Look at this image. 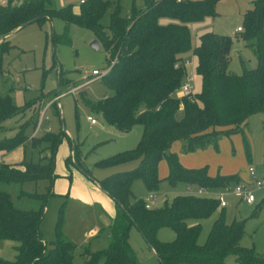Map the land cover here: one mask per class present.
<instances>
[{"label": "trees", "instance_id": "obj_1", "mask_svg": "<svg viewBox=\"0 0 264 264\" xmlns=\"http://www.w3.org/2000/svg\"><path fill=\"white\" fill-rule=\"evenodd\" d=\"M218 1L144 0V6H137L134 1L131 13L126 15L118 4L111 11L108 29L101 18L110 3L103 0H85L77 12L71 5L58 8L55 0H8L0 5V74H4V55L11 48V37L25 22L60 16L66 23L67 41L70 25L79 23L95 32L111 66L101 78L109 93L98 101L88 99L83 92L81 97L121 132H129L136 125L143 127L134 149L95 162L98 166H109L139 160L134 169L114 173L99 182V187L116 201L118 211L110 226L109 246L95 252L87 249L86 264H100L101 259L103 264H139L129 240L133 226L142 232L162 264H226L230 255L239 264H264V255L241 244L245 220L229 223L226 207L216 197L180 194L170 204L155 208H147L143 198L132 200V183L136 179H142L151 191L158 188L163 179L159 173L162 160L169 166L165 179L173 185L184 182L219 189L241 180L239 174L211 176L208 166L188 168L176 152L170 151L178 140L185 142L188 151H194L206 147L219 134L244 132L248 118L264 112V0H255L244 14L239 36L253 49L258 65L247 68L242 61L241 74L229 71L232 36L206 28L193 46L190 22L215 16ZM163 18L176 21L164 23ZM191 51L197 58L196 69L202 79V88L194 93V100L177 93L186 74L181 61ZM53 107L60 115L57 104ZM25 110L11 95H0V127ZM38 114L21 124L15 135L0 139V151H13L27 144L41 150L38 161L27 158L20 163L0 161V182L24 184L42 179L51 182L45 193L23 191L24 195L40 200L37 209L17 207L11 193L0 189V239L19 242L16 259L0 257L1 264L75 262L77 245L63 234L62 217L50 247L40 231L47 201L55 194L56 153L66 131L59 134L46 130L40 136L30 137L27 129L29 126L35 129ZM71 149L70 159L90 173L77 157L82 151L73 139ZM46 151L49 154L43 155ZM217 210L221 214L202 245L201 223L190 225L188 220L208 218ZM165 227L176 233L173 241L160 239L159 232Z\"/></svg>", "mask_w": 264, "mask_h": 264}, {"label": "rangeland", "instance_id": "obj_2", "mask_svg": "<svg viewBox=\"0 0 264 264\" xmlns=\"http://www.w3.org/2000/svg\"><path fill=\"white\" fill-rule=\"evenodd\" d=\"M103 1L110 3L101 18V23L106 29L111 23V11L118 4L124 15L131 13L134 1L137 6H144V0ZM254 1L219 0L215 16L190 22L193 46L199 42V36L206 28L219 34L230 35L234 42L229 71L241 74L242 61L247 68L257 67L258 59L253 49L247 41L240 38L239 32L235 31L238 25H243L244 14L252 7ZM55 5L58 8L71 5L76 12L81 7L80 0H55ZM172 21L176 20L162 19L164 23ZM65 29V21L56 16L52 20L34 21L12 35L11 48L4 55V74H0V95H11L14 102L26 110L3 123V127H0V139L15 135L19 126L31 120L34 114L39 113V118L42 109L52 102L47 111L48 118H45L40 131L36 134V129L32 126L27 129L30 137L42 135L47 130L48 123L53 132L60 134L62 130L66 131L62 133L56 153V180L53 184L55 194L47 201L40 231L50 247L56 238L58 221L62 217L63 234L77 245L74 264H86L87 249L95 252L109 246L111 240L108 237L107 222L112 220L118 211L116 201L99 187V182L114 173L134 169L139 164V160L109 166H98L95 162L134 149L141 139L143 127L136 125L129 133L121 132L108 124L100 113L84 101L81 92L92 101H98L109 93L102 79H92L85 85L91 79V76L88 79L85 76L91 74L93 69L108 68V53L100 40L98 48L93 45L94 40L98 38L93 30L73 23L68 30L67 41ZM186 57L193 62V92L198 93L202 88V79L196 69L197 58L192 51ZM72 88H78L77 94L69 91ZM58 94L61 96L59 101H56ZM54 103L61 110L60 115L56 113ZM90 115L98 120V124H91ZM247 122L244 132L219 134L216 140L204 148L188 151L185 142L178 140L172 144L170 151L177 153L184 166H208L212 173L239 174L247 179L241 178L240 182L253 181L248 171L252 166L258 177L264 180V112L250 116ZM71 139L80 144L82 154L77 153V157L81 158L83 167L90 173L82 170L70 159ZM47 145L48 143L45 146ZM4 152L8 151H1L0 158ZM40 152L39 148L27 144L13 151L6 159L11 163H20L25 158L38 161ZM48 154L49 151H46L43 155ZM159 166L160 173L168 170L165 160ZM50 183L49 179L28 181L24 184L0 182V189L11 193L17 207L37 209L41 204L40 200L24 195L23 191L45 193ZM235 185L236 181H233L227 186L230 190L221 187L213 192H224L225 200L229 204L225 208L226 220L229 223L245 220L241 244L254 247L257 253L264 255V185L256 187L255 182L251 184L256 198L252 204L233 191ZM187 186L184 182L173 185L162 179L158 188L151 191L142 179H136L132 183V200L143 198L146 201L151 194H155L156 200L152 207H163L166 203L170 204L177 195L187 194ZM193 187L196 188L195 185ZM220 214L217 210L208 218L188 220L190 225L201 223L200 244L207 242L213 224ZM164 230L167 232L164 239L173 241L176 237L174 230L167 227ZM93 232L95 236L92 237ZM129 240L137 253L139 264H162L136 226L130 230ZM18 245V241L0 239V257L15 260ZM103 262L104 259H101L100 264ZM226 264L239 263L234 255H230Z\"/></svg>", "mask_w": 264, "mask_h": 264}, {"label": "built area", "instance_id": "obj_3", "mask_svg": "<svg viewBox=\"0 0 264 264\" xmlns=\"http://www.w3.org/2000/svg\"><path fill=\"white\" fill-rule=\"evenodd\" d=\"M180 1V0H179ZM84 0L81 1V3H83ZM243 29L240 26L237 27V32H241ZM181 66H183V68L186 71L185 74V78L180 86V88L178 89L177 93L180 97H189L190 99H193V82H194V75L193 72L191 71V68H193V62L189 59V58H184L181 61ZM111 66H108L107 69L105 70H100V69H93L92 73L89 75H86L85 78L88 79L91 76V79L85 84H89L91 82L92 79H101L103 76H105V74L108 73L109 69ZM77 90L78 88H72L69 91L71 93H73L74 95L77 94ZM61 95H58L57 98L55 99L56 101H59ZM50 105H52V102L49 103L47 105L46 108L42 109L40 116L38 118V122L36 125V130L35 133L37 134L41 127L44 124V120L47 117V111L50 107ZM90 120L92 123H96L97 120L94 117H90ZM47 130H50V123H48V128ZM0 161L1 158H0ZM249 175L251 177V179L253 180L252 182L249 181H242L240 183H236L235 187L233 188V191L238 194L242 199H244L247 203L252 204L256 201L255 195L251 189V184H253V182H255L256 187H262L264 185V180H262L261 178L258 177L257 172L255 170L254 167L250 166L249 167ZM187 194H193V195H200V196H210V197H216L219 199L220 201V205L222 207H227L229 204L228 202L225 200V197L223 195V191L221 192H213V190L215 189H210L204 186H196V188H194V185L191 184H187ZM230 190V188H226L225 190ZM156 200V195L155 194H151L149 199L146 200V207L147 208H152V203Z\"/></svg>", "mask_w": 264, "mask_h": 264}, {"label": "crops", "instance_id": "obj_4", "mask_svg": "<svg viewBox=\"0 0 264 264\" xmlns=\"http://www.w3.org/2000/svg\"><path fill=\"white\" fill-rule=\"evenodd\" d=\"M8 0H0V5H2V4H4L5 2H7ZM81 1L82 0H80V4H81ZM238 26H240V25H238ZM236 33H237V28H236ZM91 116V115H90ZM92 117V116H91ZM90 122H91V120H90ZM91 124H98V120H97V122L96 123H92L91 122ZM129 132H131V131H129ZM129 132H124V133H129ZM17 149H21V147H18ZM17 149H15V150H17ZM15 150H13V151H15ZM13 151H9V152H4V153H1V155H2V158H1V160H3V161H6L7 163H11L10 161H7V159H6V157L7 156H10V154L13 152ZM1 152V151H0ZM26 157V156H25ZM163 161V160H162ZM161 161V162H162ZM166 161V160H165ZM160 162V163H161ZM167 162V161H166ZM160 165V164H159ZM167 165H168V163H167ZM186 167H188V166H186ZM188 168H196V167H188ZM159 173H160V166H159ZM168 173H169V166H168V170L166 171V172H161L160 173V176H161V178H163V179H165L167 176H168ZM209 174L211 175V176H216L217 174H215V173H212V171L211 170H209ZM223 175H229V174H223ZM241 178H243V176L241 177ZM244 179V178H243ZM244 180H247V179H244ZM99 185V184H98ZM112 222H113V219L111 220H109L108 222H107V227H108V237L110 238V236H111V233H110V226H111V224H112ZM140 231V230H139ZM141 234H142V232H141ZM167 234V232L164 230V228H162L161 230H160V232H159V237H160V239L161 240H163V241H166V239H164V237H165V235ZM91 235H92V237L93 236H95V232H93V233H91ZM142 236H143V234H142ZM144 237V236H143ZM145 239V238H144ZM111 240V239H110ZM146 240V239H145ZM147 242V241H146ZM149 245V244H148ZM151 250L153 251V249L151 248ZM154 252V251H153ZM155 253V252H154ZM155 255H156V253H155ZM157 256V255H156ZM161 262V261H160Z\"/></svg>", "mask_w": 264, "mask_h": 264}, {"label": "water", "instance_id": "obj_5", "mask_svg": "<svg viewBox=\"0 0 264 264\" xmlns=\"http://www.w3.org/2000/svg\"><path fill=\"white\" fill-rule=\"evenodd\" d=\"M36 19H37V18H34V19H31V20L25 22L24 24H22L21 28L27 26L28 24H30V23H32V22H34V21H36ZM93 45H94L96 48L99 47V41H98V39L94 40Z\"/></svg>", "mask_w": 264, "mask_h": 264}]
</instances>
